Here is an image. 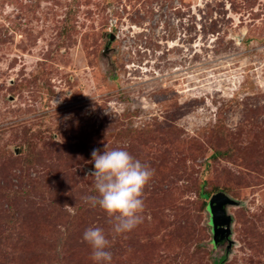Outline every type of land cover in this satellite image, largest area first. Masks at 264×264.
I'll use <instances>...</instances> for the list:
<instances>
[{
  "label": "rangeland",
  "instance_id": "obj_1",
  "mask_svg": "<svg viewBox=\"0 0 264 264\" xmlns=\"http://www.w3.org/2000/svg\"><path fill=\"white\" fill-rule=\"evenodd\" d=\"M105 148L154 171L131 232L84 199ZM89 227L111 264H264V0H0V264H96Z\"/></svg>",
  "mask_w": 264,
  "mask_h": 264
},
{
  "label": "clouds",
  "instance_id": "obj_2",
  "mask_svg": "<svg viewBox=\"0 0 264 264\" xmlns=\"http://www.w3.org/2000/svg\"><path fill=\"white\" fill-rule=\"evenodd\" d=\"M70 118L71 115L66 116L65 120ZM91 156L94 171L89 176L97 194L84 197L85 201L111 218L115 233L131 232L142 222L144 191L154 171L124 149L105 148L102 153L94 149ZM83 239L90 245L96 264H111V241L102 228L89 227Z\"/></svg>",
  "mask_w": 264,
  "mask_h": 264
},
{
  "label": "water",
  "instance_id": "obj_3",
  "mask_svg": "<svg viewBox=\"0 0 264 264\" xmlns=\"http://www.w3.org/2000/svg\"><path fill=\"white\" fill-rule=\"evenodd\" d=\"M114 38L115 37L113 36L112 39L114 40ZM229 202L230 199L226 198L223 194H220L215 196V198L213 197L212 202L209 204L208 211L212 215V225L214 226L213 234L215 240L220 231L218 224L220 223V219H222L223 217L225 218L224 220L228 225L226 229V233L228 235L231 233V229H230L231 221L230 218L226 216L227 213L225 209L226 204H229ZM231 203L234 204L233 201Z\"/></svg>",
  "mask_w": 264,
  "mask_h": 264
},
{
  "label": "trees",
  "instance_id": "obj_4",
  "mask_svg": "<svg viewBox=\"0 0 264 264\" xmlns=\"http://www.w3.org/2000/svg\"><path fill=\"white\" fill-rule=\"evenodd\" d=\"M223 152H221L219 149H216V151L214 152V155H213V157H224L225 155L226 156H229V157H233L234 155H232V153H231V151H225V153H223ZM207 182V180L205 179L204 181H203V183L205 184ZM217 193H219V192H217ZM216 192H215V194H217ZM215 194H212L211 195V193H209V192H206V191H200V193H199V195L200 196H202L203 198H204V200H209V202L212 200V198H213V196L215 195ZM208 203L205 201V206H206V208L208 207Z\"/></svg>",
  "mask_w": 264,
  "mask_h": 264
}]
</instances>
